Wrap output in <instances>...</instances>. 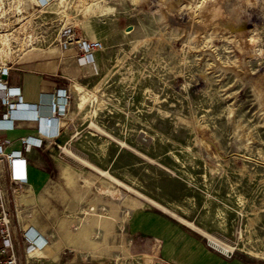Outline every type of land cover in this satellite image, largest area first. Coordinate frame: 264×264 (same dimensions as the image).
Here are the masks:
<instances>
[{"label": "rangeland", "instance_id": "obj_1", "mask_svg": "<svg viewBox=\"0 0 264 264\" xmlns=\"http://www.w3.org/2000/svg\"><path fill=\"white\" fill-rule=\"evenodd\" d=\"M9 1L31 32L21 63L60 57L65 28L102 43L61 117L56 155L79 202L66 230L92 254L125 246L131 211L156 210L264 261V0ZM88 252L80 264L99 260Z\"/></svg>", "mask_w": 264, "mask_h": 264}, {"label": "crops", "instance_id": "obj_2", "mask_svg": "<svg viewBox=\"0 0 264 264\" xmlns=\"http://www.w3.org/2000/svg\"><path fill=\"white\" fill-rule=\"evenodd\" d=\"M25 60L11 72L10 84L20 88L26 105L38 109L40 121L20 123L1 135L9 142L10 151L22 152L25 163L22 175H26L27 181L16 190L22 226L32 227L46 242L34 264H80L87 251L99 259L92 264H133L130 261L138 257L159 264H264L249 257L220 254L186 225L163 212L142 208L131 211L125 220V246L113 244L91 254L80 233L66 230L64 224L73 227L77 223L78 210L74 207L79 202L66 192L70 178L63 175L62 162L56 155L62 140L63 119L56 118L51 126L46 125L51 101L60 90L70 93L71 78L83 74L87 66L78 62V55L71 48L57 58ZM26 137L36 139L37 144L39 140L40 146L33 145L25 151L22 139ZM68 202L70 207L65 209ZM118 259L125 263H119Z\"/></svg>", "mask_w": 264, "mask_h": 264}, {"label": "built area", "instance_id": "obj_3", "mask_svg": "<svg viewBox=\"0 0 264 264\" xmlns=\"http://www.w3.org/2000/svg\"><path fill=\"white\" fill-rule=\"evenodd\" d=\"M60 1L34 0V7L39 9ZM10 4L9 0H0V264H34L37 252L45 248L46 242L32 227L25 229L22 226L16 190L17 186L27 181L26 175H22L25 163L22 152L10 151L9 142L1 135L14 130L20 123L40 121L38 109L26 105L20 88L10 84L11 72L21 63L23 53L30 46L23 41L27 42L31 37L30 30L24 26L26 19L17 18L22 13L12 11ZM60 45L64 49H73L80 64L87 63V54L102 49L101 42H87L77 38L70 28L62 30ZM68 99L69 95L64 90L56 94L49 104L47 126H51L54 119L62 117ZM36 141L30 137L23 138L24 150L29 151L33 145L40 146V141L38 144Z\"/></svg>", "mask_w": 264, "mask_h": 264}, {"label": "bare ground", "instance_id": "obj_4", "mask_svg": "<svg viewBox=\"0 0 264 264\" xmlns=\"http://www.w3.org/2000/svg\"><path fill=\"white\" fill-rule=\"evenodd\" d=\"M32 1L34 2V0H32ZM16 3H17V4H16ZM16 3L14 2V3H13V6L16 5V7H17L18 5H21V2H19V1H17ZM18 7H19V6H18ZM20 9H22V7H21ZM27 53H28V52H27ZM27 53H26V54H27ZM26 54H25V55H26ZM25 55H24V56H25ZM43 106H44V105H43ZM44 120H45V119H44ZM57 123H58V121H57ZM57 135H59V134H57ZM18 165H20V164H18ZM38 252H39V251H38ZM38 252H37V253H38Z\"/></svg>", "mask_w": 264, "mask_h": 264}]
</instances>
